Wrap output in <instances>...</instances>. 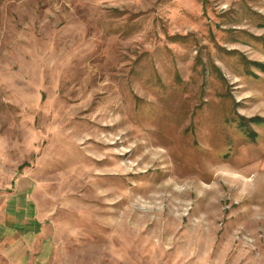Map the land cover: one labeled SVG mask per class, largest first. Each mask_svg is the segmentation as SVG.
<instances>
[{"label":"rangeland","instance_id":"rangeland-1","mask_svg":"<svg viewBox=\"0 0 264 264\" xmlns=\"http://www.w3.org/2000/svg\"><path fill=\"white\" fill-rule=\"evenodd\" d=\"M17 191L56 264H264V0H0Z\"/></svg>","mask_w":264,"mask_h":264},{"label":"crops","instance_id":"crops-1","mask_svg":"<svg viewBox=\"0 0 264 264\" xmlns=\"http://www.w3.org/2000/svg\"><path fill=\"white\" fill-rule=\"evenodd\" d=\"M23 195L28 200L26 192H0V264H56L51 228L36 227L37 215L31 213H25L30 220L26 215L21 224H15L23 205L30 206L15 201Z\"/></svg>","mask_w":264,"mask_h":264}]
</instances>
